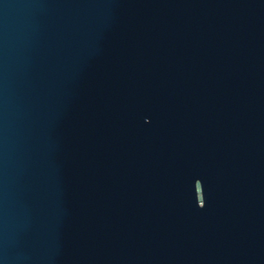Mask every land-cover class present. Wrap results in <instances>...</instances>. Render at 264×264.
<instances>
[{"label": "water", "instance_id": "95a60500", "mask_svg": "<svg viewBox=\"0 0 264 264\" xmlns=\"http://www.w3.org/2000/svg\"><path fill=\"white\" fill-rule=\"evenodd\" d=\"M0 264H264V0H0Z\"/></svg>", "mask_w": 264, "mask_h": 264}]
</instances>
